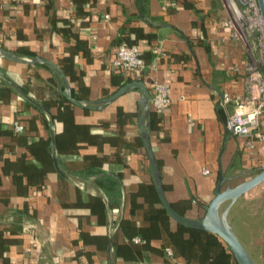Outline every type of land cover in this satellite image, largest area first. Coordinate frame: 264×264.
I'll use <instances>...</instances> for the list:
<instances>
[{
	"label": "crops",
	"instance_id": "0c3cea01",
	"mask_svg": "<svg viewBox=\"0 0 264 264\" xmlns=\"http://www.w3.org/2000/svg\"><path fill=\"white\" fill-rule=\"evenodd\" d=\"M231 16L226 0H0V45L61 64L80 100H101L132 80L150 94L154 80L167 84L166 111L150 113L151 142L169 202L201 217L198 202L213 198L220 169L226 187L264 168V112L251 136L229 132L222 150L234 109L222 94L245 97L250 62ZM63 21L66 33L54 28ZM120 43L137 45L149 70L122 76L113 64ZM0 67L54 113L61 166L91 178L72 183L57 172L46 114L0 75V264H110V210L97 185L113 208L115 264H238L220 236L164 209L141 136L140 88L89 109L62 101L51 66L0 56ZM227 219L264 264V181L231 204Z\"/></svg>",
	"mask_w": 264,
	"mask_h": 264
},
{
	"label": "water",
	"instance_id": "95a60500",
	"mask_svg": "<svg viewBox=\"0 0 264 264\" xmlns=\"http://www.w3.org/2000/svg\"><path fill=\"white\" fill-rule=\"evenodd\" d=\"M258 5L262 14L263 22H264V0H257ZM0 56L10 59L12 61L24 64H44L47 66H51L55 72L60 76L63 81V86L60 88L61 93L74 105L89 108V109H99L101 107L107 106L117 98L125 94L127 91L133 88H140L142 91V96L139 99L140 108V130L141 136L144 142V146L150 161L152 175L154 179V184L159 196V199L166 210V212L179 224L198 230L210 231L218 236H220L229 246L232 253L234 254L238 264H259L257 263L242 240L234 230V228L230 225L227 219L228 210L240 196L251 190L253 187L258 185L259 183L264 181V168L260 171H254L252 176L248 179H245L235 185H228L224 187V184L230 178L227 177L222 169H220L219 180L216 187V192L210 202L205 205L201 202L202 206L206 207L205 213L201 217H190L184 214H181L175 210L172 204L169 202L165 189L163 186L160 166L151 142L150 137V113H151V94L143 81L140 80H132L124 84L121 88L115 91L110 96L103 98L101 100L92 101V100H80L73 96L72 88L69 83V79L65 74L64 68L61 64L54 60H50L41 56H25L13 52L10 49L5 48L0 45ZM0 75L12 86V88L24 99L33 103L38 108H40L47 116L50 127H51V154L53 157L54 165L57 172L68 181L75 183L76 178L78 176L70 173L68 170H65L60 163L58 150H57V131H56V119L54 113L51 109L42 101L38 100L30 93H28L17 81H15L4 69L0 67ZM142 108L144 109V113L142 112ZM230 131L227 129L226 137L223 142V149H225V142L228 139V133ZM231 133V132H230ZM83 179L84 181L91 180L90 177H78ZM94 181V180H93ZM95 182V181H94ZM99 194L104 198L107 203L108 209L110 210V223H109V259L110 264H115L112 255V232L114 230L113 226V208L109 197L105 194L103 189L99 186ZM229 202L226 208L222 209L223 205Z\"/></svg>",
	"mask_w": 264,
	"mask_h": 264
},
{
	"label": "built area",
	"instance_id": "2783aa9c",
	"mask_svg": "<svg viewBox=\"0 0 264 264\" xmlns=\"http://www.w3.org/2000/svg\"><path fill=\"white\" fill-rule=\"evenodd\" d=\"M231 10L230 24L233 26L235 36L242 40L250 56L247 67L246 95L244 98H231L228 94H222V104L232 103L234 109L228 113L226 126L231 134L238 136H251L259 127L261 116L264 112V22L257 0H240L246 8L238 9L234 0H226ZM108 16V15H107ZM243 25H246L243 27ZM254 44L259 47L262 65L259 67L254 63L251 50ZM152 51L159 54L158 46ZM113 64L126 75L129 73L141 75L149 70V66L137 45L120 43L116 49ZM154 62L151 67L154 68ZM170 88L167 84L154 80L151 90V110L158 113L166 111L170 103ZM17 132H23L25 126L19 122L14 123ZM208 172V170H205ZM137 241L140 238H135ZM167 252L171 254L168 248Z\"/></svg>",
	"mask_w": 264,
	"mask_h": 264
},
{
	"label": "rangeland",
	"instance_id": "374dc122",
	"mask_svg": "<svg viewBox=\"0 0 264 264\" xmlns=\"http://www.w3.org/2000/svg\"><path fill=\"white\" fill-rule=\"evenodd\" d=\"M235 4H236V8L238 9H243L246 8V6L244 4H242V2L240 0H234ZM246 25H243V27H245ZM254 49L251 50V56L253 57L254 63H256L259 67H261L262 65V61H261V55H260V51H259V47L257 45L254 44Z\"/></svg>",
	"mask_w": 264,
	"mask_h": 264
},
{
	"label": "trees",
	"instance_id": "16d2710c",
	"mask_svg": "<svg viewBox=\"0 0 264 264\" xmlns=\"http://www.w3.org/2000/svg\"><path fill=\"white\" fill-rule=\"evenodd\" d=\"M63 25H60V26H55L54 28L57 30V31H59V32H63V33H66L67 31H69L70 30V26H66V21H63ZM66 60H68V59H66V58H63V61H66ZM120 71V70H119ZM120 74L123 76V75H126L125 73H123V72H120ZM127 75H130L129 77L130 78H137L136 76L137 75H135V74H132V73H128ZM75 97H77L78 98V96H75ZM62 101L63 102H67V99H66V97L65 96H62ZM68 103H66V105H67Z\"/></svg>",
	"mask_w": 264,
	"mask_h": 264
}]
</instances>
